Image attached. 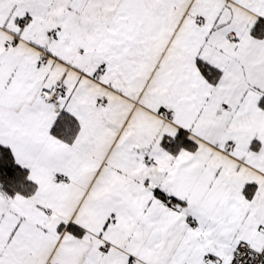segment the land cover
<instances>
[{
	"label": "snow or ice",
	"instance_id": "6c2138e0",
	"mask_svg": "<svg viewBox=\"0 0 264 264\" xmlns=\"http://www.w3.org/2000/svg\"><path fill=\"white\" fill-rule=\"evenodd\" d=\"M0 264H264V0H0Z\"/></svg>",
	"mask_w": 264,
	"mask_h": 264
}]
</instances>
